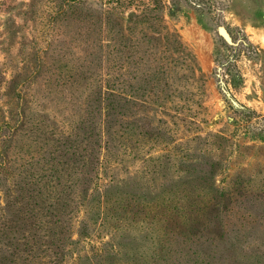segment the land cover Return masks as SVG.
Wrapping results in <instances>:
<instances>
[{
  "label": "rangeland",
  "instance_id": "rangeland-1",
  "mask_svg": "<svg viewBox=\"0 0 264 264\" xmlns=\"http://www.w3.org/2000/svg\"><path fill=\"white\" fill-rule=\"evenodd\" d=\"M0 264H264V0H0Z\"/></svg>",
  "mask_w": 264,
  "mask_h": 264
},
{
  "label": "trees",
  "instance_id": "trees-1",
  "mask_svg": "<svg viewBox=\"0 0 264 264\" xmlns=\"http://www.w3.org/2000/svg\"><path fill=\"white\" fill-rule=\"evenodd\" d=\"M50 21L54 22L55 18H50ZM55 23V22H54ZM224 44L226 47V51L229 50V47H233V48H237V47H241V48H246L249 49L251 47V44L249 43L248 39L246 37H243L242 39H240L238 42L236 41V39L234 37H232V35L226 31L225 36H223L222 38ZM233 53H230L228 55L225 54H218L216 55L215 58V63H216V69H215V79L216 82L218 84V88L220 89V91L224 94L225 96V100L229 103L232 104H238L234 97L231 94V90L229 88L230 85H235L236 79H235V75L233 74L232 71V63L234 58L232 57ZM239 106H242L239 104ZM244 108V107H243ZM243 110H247V109H243ZM2 125H8V122H2ZM176 213H179L177 211V209H171L167 215V217L165 219H163V228L165 227V225H167L168 223H172L174 222V220L176 219ZM178 215V214H177Z\"/></svg>",
  "mask_w": 264,
  "mask_h": 264
}]
</instances>
